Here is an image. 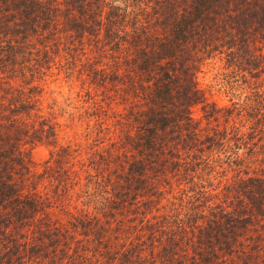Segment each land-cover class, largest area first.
Segmentation results:
<instances>
[{
  "label": "trees",
  "instance_id": "trees-1",
  "mask_svg": "<svg viewBox=\"0 0 264 264\" xmlns=\"http://www.w3.org/2000/svg\"><path fill=\"white\" fill-rule=\"evenodd\" d=\"M0 264H264V0H0Z\"/></svg>",
  "mask_w": 264,
  "mask_h": 264
},
{
  "label": "rangeland",
  "instance_id": "rangeland-1",
  "mask_svg": "<svg viewBox=\"0 0 264 264\" xmlns=\"http://www.w3.org/2000/svg\"><path fill=\"white\" fill-rule=\"evenodd\" d=\"M200 81L203 86H205V94L208 98L214 99L217 102H225L227 101V96L229 95V89L228 85L223 81L220 80L218 83L214 84L213 86H208L210 82H214L213 78H211V72H205L202 76H200ZM50 85H45L42 89V92H40L39 97V107L43 108L44 104L47 100V91L49 87L51 86L53 89H60L59 92H57L58 97L62 93L67 92V86L63 85L61 87H57L56 85H53V81H49ZM73 91V90H72ZM69 92V91H68ZM67 92V93H68ZM74 138L76 139V136L73 132L67 127H63L59 131L58 140L60 142H73ZM74 145V144H71ZM79 146V145H78ZM50 145H47L46 143H35L32 145V147L29 150V165L28 168L33 170L40 167V164L44 160V158L47 155V152L49 150ZM80 148V147H78ZM79 153H83L82 149H79Z\"/></svg>",
  "mask_w": 264,
  "mask_h": 264
}]
</instances>
